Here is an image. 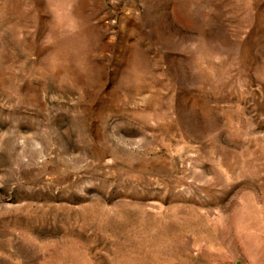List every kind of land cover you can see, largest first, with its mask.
<instances>
[{
  "label": "rangeland",
  "instance_id": "374dc122",
  "mask_svg": "<svg viewBox=\"0 0 264 264\" xmlns=\"http://www.w3.org/2000/svg\"><path fill=\"white\" fill-rule=\"evenodd\" d=\"M0 264H264V0H0Z\"/></svg>",
  "mask_w": 264,
  "mask_h": 264
}]
</instances>
